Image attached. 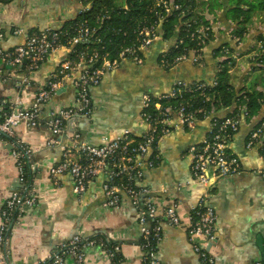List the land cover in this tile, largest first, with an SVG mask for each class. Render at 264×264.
Listing matches in <instances>:
<instances>
[{"label":"crops","instance_id":"obj_1","mask_svg":"<svg viewBox=\"0 0 264 264\" xmlns=\"http://www.w3.org/2000/svg\"><path fill=\"white\" fill-rule=\"evenodd\" d=\"M222 2V10L203 9V16L213 22L215 39L205 49L201 65L184 62L170 70L164 69L159 65V56L172 44L160 40L144 53V64L124 61L105 73L101 83L91 89L92 116L77 123L73 130L67 121L64 131L54 135L48 123L59 111L75 107V83L79 72L70 73L63 86L44 105L38 127L21 124L15 129L17 138L33 153L29 174L35 185L37 203L10 223L6 244L10 264H39L48 260L57 247L77 235L85 238L105 235L121 247V264H145L142 231L138 223L140 210L125 194L119 207L105 206L107 198L103 185L108 181V172L99 174L85 193L77 195L74 193V179L69 174L53 178L50 168L64 159L79 161L82 155L78 148L83 142L100 146L105 138L116 139L126 130L135 137L143 135L147 131L141 117L144 95L165 94L179 81L213 78L219 63L215 50L225 43H232L237 49L228 34L232 23L228 9L234 7V2ZM83 7V0H10L0 3V47L9 50L23 45L30 34L45 28L61 30L67 22L77 18ZM258 30H251L246 42L237 50L246 51ZM67 58L68 51L62 48L50 54L32 73L28 72L26 65L10 67L0 62V116L15 106L30 109L37 93ZM26 78L28 81L24 82ZM224 115L226 112L221 114ZM262 118L264 106L259 116L243 125L235 136L232 150L242 162L243 173L213 182L210 187L194 181L187 153L192 145L206 137L209 121L198 122L192 130L176 127L174 123L172 133L161 139L156 150L150 152L147 160L157 156L156 165L146 169L139 185L151 190L150 201L157 206L159 218H163L166 208L175 206L182 221L179 227L162 221L163 239L157 248V257L162 264H202L193 250L188 228L194 208L207 194L209 204L218 216L216 239L210 247L217 263L263 264L264 180L254 172L264 170V157L258 149L247 148L249 133ZM22 188L13 147L7 140H0V225L6 201ZM163 188L166 193L162 192ZM108 263L102 249L92 247L85 250L83 264ZM0 264H4L1 256ZM67 264L77 263L70 257Z\"/></svg>","mask_w":264,"mask_h":264},{"label":"built area","instance_id":"obj_2","mask_svg":"<svg viewBox=\"0 0 264 264\" xmlns=\"http://www.w3.org/2000/svg\"><path fill=\"white\" fill-rule=\"evenodd\" d=\"M7 1L10 0H0V3ZM90 6V3L84 5L79 15L89 11ZM121 10L128 12V5L125 4ZM175 12L184 14L182 0H151L147 13L142 18L129 22L126 27H113L110 30L113 35L122 36L129 42L125 44V40L118 47H111V49L104 45L101 38L104 24L111 19L108 10H104L98 17L97 26L84 21L68 32L45 28L30 34L23 45L9 50L0 47V62L10 67L26 65L29 73L38 70L50 54L62 48L68 51V58L62 62L47 85L37 93L30 109L15 106L9 113L0 116V140H7L13 147V156L19 170V182L23 185L20 191L10 196L2 210L0 256L4 264H10L6 250L10 223L37 203L35 185L29 174V163L33 153L17 138L15 129L21 124L32 128L38 127L41 124V106H44L56 94L72 72H79V78L75 83L76 105L54 114L48 123L49 128L54 135H59L64 131L65 122L72 118L89 119L92 116L91 89L101 83L105 73L116 69L124 61L138 65L144 64V53L160 40L166 44H172L159 56V65L164 69L170 70L184 62L201 65L203 53L209 45L208 39L211 33H214L213 22L203 27L199 26L196 20L184 23L190 38L193 41L197 40L198 44L196 48L172 59L169 51L172 47L179 48L184 41L164 40L161 24ZM193 27L194 30H192ZM20 32L16 31V33ZM212 36L213 40L210 43L215 39V35ZM229 37L232 41V35ZM233 42L236 48L240 49L242 42L238 39ZM98 44L102 45L100 49L91 48ZM81 45L85 46V49L78 51V46ZM237 49L232 51L227 46L221 47L216 74L220 70V64L225 61H228L230 75H233L240 67L243 71L241 83L235 87L238 89L239 97H243L242 101L245 102L236 101L233 106H225L217 90L219 80L216 74L213 78L203 81H179L165 94L144 95L141 117L147 126V131L143 135L135 137L130 130H126L116 139L105 138L100 146L83 142L78 148L82 155L79 161L64 159L50 168L53 178L69 174L74 179V193L77 195L85 193L90 183L99 174L108 172V181L103 185V192L107 198L105 206L119 207L123 202L122 195L125 194L140 210L138 223L142 231L141 248L145 253V264H162L157 257V248L163 239L162 221L174 227L182 224L175 206L166 208L163 218H159L157 206L150 201L151 190L139 185L145 176L146 169L156 165L157 156L147 160L148 155L156 150L161 139L172 133L174 123L176 127L181 126L192 130L198 122L209 121L206 137L192 145L187 152L194 181L210 187L213 182L239 175L244 171L239 156L232 150V145L241 127L258 117L251 114L246 103V91L242 89L246 85L244 77L251 74L253 70H261L264 73V45L259 43L255 52L245 56ZM113 53H116L114 58ZM245 57L248 59L246 65H238ZM27 81L26 78L24 82ZM258 90L263 89L259 87ZM223 112H226V115L221 116ZM247 148L258 149L264 157V118L250 131ZM254 173L264 180V170H257ZM119 179L125 180L119 181ZM162 192L166 193L167 190L163 188ZM217 220L218 216L210 206L207 194L194 208L191 214V225L188 228L193 250L202 264H218L210 252V247L216 239ZM109 240L108 237L85 238L77 235L68 243L57 247L48 260L39 264H67V259L70 257L77 264H83L85 250L92 247H98L106 253L108 264H121V247L108 246Z\"/></svg>","mask_w":264,"mask_h":264},{"label":"trees","instance_id":"obj_3","mask_svg":"<svg viewBox=\"0 0 264 264\" xmlns=\"http://www.w3.org/2000/svg\"><path fill=\"white\" fill-rule=\"evenodd\" d=\"M212 0H182V12H175L171 16H168L161 24V31L163 34V39L169 42L175 41L176 39L183 40V44L179 48L172 47L169 51L170 58H174L183 54L184 52H189L191 49L196 48L198 41L192 40L189 36V32L184 23L193 22V20L198 21L199 26L204 22L205 18L203 16V9H212L210 7ZM234 7L228 9V18L232 22L231 33L232 41L238 39L243 41L251 33V28L254 27V16L260 18V22L264 23V0L259 3L249 2L247 0H233ZM84 5L91 4L90 10L84 14L77 16V18L67 22L62 32H68L72 30L79 23L88 21L92 26L98 25V17L102 14L104 10L110 11L111 19L104 24V28L101 32V38L104 45L108 49L111 47H118L120 44L124 43L126 39L122 36L113 35L110 31L113 27H126L129 22H135L137 19L142 18L148 10L151 0H83ZM125 4L128 5L129 11L124 12L121 10ZM224 6V4H222ZM207 24V23H205ZM194 30V27L192 28ZM214 33H211V37L208 39V44L213 40ZM111 42L113 45L111 46ZM259 43L264 45V31L258 30L257 36L252 42L253 47H257ZM125 44H129L128 40ZM102 45H94L91 48L100 49ZM227 46L231 48L232 51L235 50L232 43H225L215 50V53L219 56L221 47ZM85 49V46H78V51ZM249 51V52H248ZM252 50L245 51V54H250ZM244 53V52H243ZM112 57H116V53L112 54ZM264 58V56H263ZM228 61L220 64V70L217 72L216 77L219 80L217 90L220 92L223 104L227 107L233 106L236 101H242L243 97H239L238 89L233 83L232 75L228 73ZM246 85L242 89L246 91L247 100L251 114L253 116H259L261 110L264 106V73L261 70H253V72L244 77ZM247 81V82H246ZM263 90H258V88ZM238 98H241L238 100ZM11 111V110H10ZM9 111V112H10ZM8 112V113H9ZM125 180V179H124ZM119 179V181H124ZM107 236H96L93 238H106ZM118 245L113 243L111 240L108 242V246ZM121 263V262H120Z\"/></svg>","mask_w":264,"mask_h":264},{"label":"rangeland","instance_id":"obj_4","mask_svg":"<svg viewBox=\"0 0 264 264\" xmlns=\"http://www.w3.org/2000/svg\"><path fill=\"white\" fill-rule=\"evenodd\" d=\"M205 1H207V0H205ZM247 1H249V2H254L255 4L256 3H259L260 1H262V0H247ZM223 2H222V0H212V2H211V4H210V7L212 8L210 11H219V10H222L223 9ZM206 10V9H205ZM204 10V11H205ZM208 10V9H207ZM255 18H257V20H255V18H254V22L255 23H257V25H255L254 26V28L252 27L250 30H258L259 29V27H262V30L264 31V23H262V22H260L261 20H260V18L259 17H256V16H254ZM204 18H205V20H204V22H202L201 23V27H203V26H207V25H210L211 24V19H207L205 16H204ZM205 23H207V24H205ZM231 26H232V23H231ZM228 34L229 35H232V31H231V28L228 30ZM246 40H247V38H245L243 41H242V43H245L246 42ZM256 49H257V47H253V44L251 43L250 44V46L248 47V50H252V52H255L256 51ZM246 52H247V50H246ZM249 52V51H248ZM246 54H245V51H244V53H243V56H245ZM247 58L245 57V58H242V60H241V62L238 64V65H246V62H247ZM242 69L240 68V67H238L236 70H235V72L233 73V75H232V79H233V83L235 84V85H239V83H241V77H242ZM247 82V81H246Z\"/></svg>","mask_w":264,"mask_h":264},{"label":"water","instance_id":"obj_5","mask_svg":"<svg viewBox=\"0 0 264 264\" xmlns=\"http://www.w3.org/2000/svg\"><path fill=\"white\" fill-rule=\"evenodd\" d=\"M43 107L44 106H41V109H43ZM83 120H84V118H82V117H74L71 120H69V124H70L72 130L75 128V126L77 125V123H79V122H81ZM261 248L264 251V246L261 247ZM263 264H264V261H263Z\"/></svg>","mask_w":264,"mask_h":264}]
</instances>
